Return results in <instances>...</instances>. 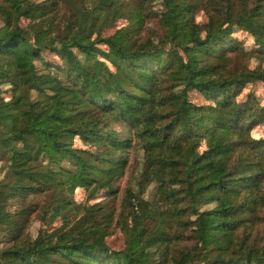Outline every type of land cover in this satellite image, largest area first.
<instances>
[{
  "label": "trees",
  "instance_id": "trees-1",
  "mask_svg": "<svg viewBox=\"0 0 264 264\" xmlns=\"http://www.w3.org/2000/svg\"><path fill=\"white\" fill-rule=\"evenodd\" d=\"M0 22V264H264V101L238 98L264 85V0H0Z\"/></svg>",
  "mask_w": 264,
  "mask_h": 264
},
{
  "label": "rangeland",
  "instance_id": "rangeland-1",
  "mask_svg": "<svg viewBox=\"0 0 264 264\" xmlns=\"http://www.w3.org/2000/svg\"><path fill=\"white\" fill-rule=\"evenodd\" d=\"M36 1H40V0H36ZM154 5L155 6L152 9L155 11H158V9L160 7L158 6V4H154ZM205 19H206V17L202 11H198L196 13V20L198 22H204ZM126 22H127L126 20L122 19L118 22V24H124ZM26 23H27L26 20H22L20 24L25 25ZM0 25H1V22H0ZM113 30H114L113 28L107 29L105 31V35L111 34L113 32ZM159 34H161V29L159 27L158 18L153 16V17H150L146 21L145 26L143 27L142 32H141L140 36L138 37V40L143 41L147 38L153 39V38L157 37ZM237 35H238V37H244L245 33L244 32H238ZM246 44H249L248 39L246 40ZM46 56H47V54H46ZM47 58L53 59V57L50 56L49 54H48ZM239 59L237 61H235L238 67L242 66V65L248 66L245 63H243V61L241 59L240 60ZM250 67H251V65H250ZM248 92L255 94L260 102L264 101V85L261 84L260 82L248 83L246 88L243 90V92L240 94V96L238 98L244 99L245 95ZM9 95H10V93L6 92L5 96L9 97ZM190 95L193 98H196L197 102L201 101V99L198 97L197 94L191 93ZM114 127L116 129H118L119 131L127 132V129L123 125L115 123ZM127 134L131 135V133L130 134L127 133ZM253 134L256 137L263 136L264 135V126H262V125L257 126L255 129H253ZM133 139H134V142H136V139L135 138H133ZM76 144L80 145V143L78 141L76 142ZM127 153H128V163L126 166L125 173L120 179H118L116 182H114L112 184L111 189L114 191V196H112L108 201V204L111 207V209L109 211L113 212V210H114L116 215L114 216V221H113L112 227H111L112 232H111V234L108 235L109 237L107 238V243H108V245H110V247L115 248V249L119 248L122 244L121 232L119 231V229L115 225L117 213L119 212V209H120L121 199L125 194L126 186L128 184L133 183V180L138 176V174L141 170V166H142V150L140 149V147L137 143L134 144L128 150ZM0 166H1V162H0ZM1 173H2V168H0V175H1ZM153 185L154 184H151L147 188L145 195H144L145 198H150L152 196V194L154 192V186ZM107 191L108 190L106 188L99 185L97 187V189L95 190L96 198L87 201L86 197H85L86 196L85 190L84 189H78L74 198L77 202L87 201L88 203H93L95 201L106 198L105 194L107 193ZM35 198L41 199L40 196L35 197ZM11 204L13 205L16 203L11 201ZM101 219H102V217H101ZM41 226H42V222L39 220V217L37 215H34L31 218V220H30V222L26 228L27 235L30 238H35ZM258 228H259V231H257V232L261 233L262 232V225L260 224L257 227V229ZM6 240L7 239L4 237V235L0 233V248H4L7 246V242H5ZM185 244H186V242L182 243L181 245H185Z\"/></svg>",
  "mask_w": 264,
  "mask_h": 264
}]
</instances>
